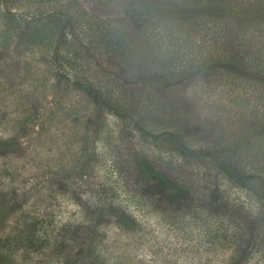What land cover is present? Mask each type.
I'll return each mask as SVG.
<instances>
[{"label":"trees","instance_id":"16d2710c","mask_svg":"<svg viewBox=\"0 0 264 264\" xmlns=\"http://www.w3.org/2000/svg\"><path fill=\"white\" fill-rule=\"evenodd\" d=\"M1 88L0 264H141L110 225L147 209L198 222L199 264L263 247L264 0H0ZM125 136L124 206L120 181L91 180ZM47 139L55 162L13 188V154Z\"/></svg>","mask_w":264,"mask_h":264},{"label":"rangeland","instance_id":"374dc122","mask_svg":"<svg viewBox=\"0 0 264 264\" xmlns=\"http://www.w3.org/2000/svg\"><path fill=\"white\" fill-rule=\"evenodd\" d=\"M7 86V84H6ZM19 89V88H18ZM14 88V94L10 93V100L14 101V96L19 93ZM8 90L7 92H11ZM2 95L7 93L4 89H0ZM4 92V93H3ZM51 99V96H50ZM207 104H204L203 113L206 115H214L216 117V102L211 100ZM0 134H6L5 131L0 130ZM100 142V141H99ZM135 142V141H134ZM132 137L125 136L123 139L113 138L109 142L101 141L99 143L100 163L98 169L92 175V180L95 182H104L106 178L111 176L112 179L120 181L121 194L118 201H121L122 205H127L130 201V194L127 191L126 184L124 182L125 176L130 173V155L134 149V143ZM43 145H35L22 151L21 154H13L12 159L20 166V175L12 183V187H18L23 181L27 180L36 171H39V164L47 165L49 162H55L57 155V143L52 144V140L47 139ZM65 146H61L64 148ZM65 150V149H64ZM38 152V153H37ZM64 152V151H63ZM36 161H35V160ZM55 159V160H53ZM203 170H205L203 168ZM128 179H133L132 176H128ZM233 190H238L237 187ZM242 197H251L250 193L238 191ZM44 198V197H43ZM38 198V203L43 199ZM88 199V194H86ZM124 199V200H123ZM34 201L31 198L30 203ZM59 203L54 200L53 204ZM252 203H255V199H252ZM61 208L60 221L74 220L78 215L79 207L67 200L61 202L58 206ZM133 208V207H132ZM75 211H77L76 214ZM140 221V225H137L135 231L127 232L115 228L110 225V232L114 230L118 231V242L115 243L116 247H122L120 250L126 249L125 260L130 259L129 255L134 258V261H141V264H199L202 260L201 255H198L197 247L194 244L197 243V232L200 231V226L194 218H174L168 213L155 210H142L136 212ZM113 216V215H110ZM114 218L108 217V220ZM112 237H109L111 242ZM258 251L254 257L250 259L247 264H264V245L261 249L256 247ZM205 260V259H203Z\"/></svg>","mask_w":264,"mask_h":264}]
</instances>
